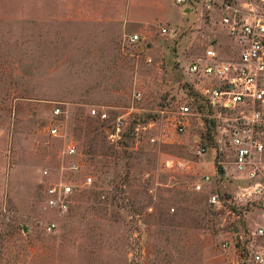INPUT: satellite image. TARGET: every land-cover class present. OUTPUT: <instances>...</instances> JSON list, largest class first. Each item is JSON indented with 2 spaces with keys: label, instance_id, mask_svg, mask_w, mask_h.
<instances>
[{
  "label": "rangeland",
  "instance_id": "rangeland-1",
  "mask_svg": "<svg viewBox=\"0 0 264 264\" xmlns=\"http://www.w3.org/2000/svg\"><path fill=\"white\" fill-rule=\"evenodd\" d=\"M223 16L264 19V0H0V264H253L264 253V178L235 169L229 142L240 110L209 105L186 72L209 43L227 58L239 49ZM92 106L125 118L119 135ZM60 179L72 186L62 210L44 193Z\"/></svg>",
  "mask_w": 264,
  "mask_h": 264
},
{
  "label": "built area",
  "instance_id": "built-area-1",
  "mask_svg": "<svg viewBox=\"0 0 264 264\" xmlns=\"http://www.w3.org/2000/svg\"><path fill=\"white\" fill-rule=\"evenodd\" d=\"M182 2L184 0H176ZM222 20L228 23L227 33L236 39L239 49L229 58L223 57L215 48L214 43H209L202 55L192 59L186 66V72L192 76L194 83L198 85L199 92L204 100L213 107L236 108L240 110L238 118H242L243 124L236 126L229 139L233 162L237 171L245 173L256 184L259 178H264V140L257 132H264V19L261 17L244 18L238 20L229 16H223ZM166 32V28L162 27ZM140 38L139 33L129 35L130 41ZM138 92L136 96H139ZM55 115L61 112V107L55 103L52 106ZM90 114L99 120L107 121L106 128L109 136L114 137L122 131L125 118L117 115L110 119L107 108L92 106ZM193 114L191 104L187 101L178 105V114L175 116V124L179 130H183L187 124V115ZM49 133L58 135V127L54 124L48 127ZM67 154L76 152V145L68 142L65 145ZM197 153H204V146L197 148ZM77 164L70 165L76 169ZM48 170L44 169L43 173ZM209 175L204 174L201 182L196 181L194 186L201 188L202 182L208 181ZM85 182L91 181V176H86ZM72 191L70 183L60 179L50 180L44 187L45 201L59 210L67 207V195ZM209 200L216 203L220 200L217 193H211ZM56 226L54 221L48 222L47 230ZM258 232L263 234L264 229ZM253 264H264V253L254 251L252 253Z\"/></svg>",
  "mask_w": 264,
  "mask_h": 264
},
{
  "label": "trees",
  "instance_id": "trees-1",
  "mask_svg": "<svg viewBox=\"0 0 264 264\" xmlns=\"http://www.w3.org/2000/svg\"><path fill=\"white\" fill-rule=\"evenodd\" d=\"M90 151L94 152L93 149H91ZM90 157H93V156H90ZM90 159H91V163L90 164L93 166V169H95L97 171L98 170L105 171L106 167L110 164L109 161L106 160L105 158H100V159H97V160H95L94 158L93 159L90 158ZM218 169L222 171V168L219 167Z\"/></svg>",
  "mask_w": 264,
  "mask_h": 264
}]
</instances>
